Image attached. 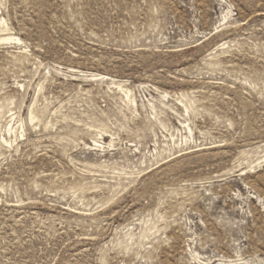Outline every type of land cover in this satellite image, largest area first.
<instances>
[{"label": "rangeland", "instance_id": "obj_1", "mask_svg": "<svg viewBox=\"0 0 264 264\" xmlns=\"http://www.w3.org/2000/svg\"><path fill=\"white\" fill-rule=\"evenodd\" d=\"M0 15V264H264V0Z\"/></svg>", "mask_w": 264, "mask_h": 264}, {"label": "bare ground", "instance_id": "obj_2", "mask_svg": "<svg viewBox=\"0 0 264 264\" xmlns=\"http://www.w3.org/2000/svg\"><path fill=\"white\" fill-rule=\"evenodd\" d=\"M1 25H2V26L5 25V20H4V18L0 15V26H1ZM4 28H5V27H4ZM6 39H10V38L0 37V41H2V40H3V41H4V40L6 41ZM14 39H16V41H20L19 38H17V37H15Z\"/></svg>", "mask_w": 264, "mask_h": 264}]
</instances>
